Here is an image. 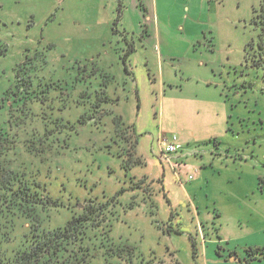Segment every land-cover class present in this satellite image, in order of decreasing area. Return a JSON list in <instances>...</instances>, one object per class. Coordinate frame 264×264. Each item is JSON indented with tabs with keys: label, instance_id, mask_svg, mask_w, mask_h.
<instances>
[{
	"label": "rangeland",
	"instance_id": "rangeland-1",
	"mask_svg": "<svg viewBox=\"0 0 264 264\" xmlns=\"http://www.w3.org/2000/svg\"><path fill=\"white\" fill-rule=\"evenodd\" d=\"M260 1L164 4L151 56L127 0H0V134L55 202L46 227L108 203L92 264H264L245 261L264 246L247 236L264 220V71L244 57ZM183 27L213 31L204 65ZM174 135L168 162L159 141Z\"/></svg>",
	"mask_w": 264,
	"mask_h": 264
},
{
	"label": "trees",
	"instance_id": "trees-1",
	"mask_svg": "<svg viewBox=\"0 0 264 264\" xmlns=\"http://www.w3.org/2000/svg\"><path fill=\"white\" fill-rule=\"evenodd\" d=\"M252 23L258 37L246 45L245 62L264 71V0L254 8ZM97 69L94 67L90 73L94 79ZM106 90L101 91L103 105L111 102ZM13 148L7 135L0 134V264H92L94 254L88 242L100 238L102 229L111 225L107 217L108 203L93 201V205L84 206L65 225L46 227L44 215L55 202L41 191L39 184L15 170L10 158ZM258 184L264 191L263 177ZM25 223L29 226L25 227ZM18 226L23 233L14 240ZM91 233L95 234L91 236ZM248 254L250 258L246 262L264 260V246L250 248Z\"/></svg>",
	"mask_w": 264,
	"mask_h": 264
},
{
	"label": "crops",
	"instance_id": "crops-1",
	"mask_svg": "<svg viewBox=\"0 0 264 264\" xmlns=\"http://www.w3.org/2000/svg\"><path fill=\"white\" fill-rule=\"evenodd\" d=\"M119 1H124V0H119ZM127 1L129 2V4L132 7V14L134 16L133 19L136 20L139 23V25L142 22L141 19L144 20L143 25H144L145 29L142 30L143 34H141L140 37L142 38L143 46L149 48V50L151 51V56H152V39H156V36H155L156 28H154V27H155V23L157 21L159 23V19L161 20V18L165 17L166 8H165L164 4L170 3V2L172 4L173 1H175L177 4L178 2H182V1L188 2V1H195V0H127ZM176 4H174V6H176ZM185 8L188 11V14H190L192 11V5L188 4ZM141 26H142V24H141ZM124 29L127 30L126 28H124ZM133 30H136L135 26H134ZM183 31H185L184 33L187 35V41H188V43L191 44V46H194V44H195L194 41L196 39L198 40L199 45H201V46H199L200 47V53H199V56L194 57L192 60L194 62H197L196 64L204 65L205 64L204 60H206V58L203 56V53L204 52L209 53V56L214 55L216 53L217 44H216V40H215L216 37L214 36L213 31H211V34H213V35H211L210 37L207 36V33L205 31L202 30L203 31L202 32L200 28L195 30V29L190 27L189 30L186 31L185 28L183 27ZM201 33L204 36V41L200 40L201 39V37H200ZM198 58H200V59H198ZM86 69H89V68H86ZM106 71L103 73L108 74V75H112L111 72H108V71L106 72ZM116 99L119 102V98L117 97ZM218 99H219V101H215L214 104L215 103L222 104L221 103L222 102V100H221L222 94L220 92L218 93ZM184 101L185 102H193V99L186 98V100H184ZM197 102H198V104L195 103L196 106H198V105L201 106L202 104H203V106H205V105L210 104V103L205 102V101H197ZM192 104L193 103H189L188 105H192ZM205 108L208 109L207 107H205ZM182 149H183V147H182ZM249 224H250V226H247V228L249 230V233L247 234V236L251 239L258 240V241H255L256 247L263 245L264 244V220H260V221L249 220ZM205 252H206V257H207L209 252L207 249L205 250ZM231 253H234V252H231ZM217 262L219 263L220 261H217Z\"/></svg>",
	"mask_w": 264,
	"mask_h": 264
},
{
	"label": "built area",
	"instance_id": "built-area-1",
	"mask_svg": "<svg viewBox=\"0 0 264 264\" xmlns=\"http://www.w3.org/2000/svg\"><path fill=\"white\" fill-rule=\"evenodd\" d=\"M178 141L177 136H172L171 138L162 137L159 141L161 145V157L166 161L170 162L171 156H173L178 151ZM180 149V148H179ZM189 181L193 179V176H189Z\"/></svg>",
	"mask_w": 264,
	"mask_h": 264
}]
</instances>
